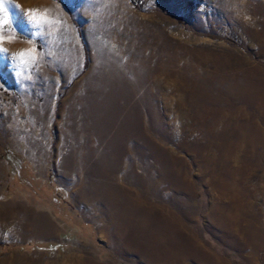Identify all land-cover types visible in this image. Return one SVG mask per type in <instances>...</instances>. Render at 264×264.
Returning <instances> with one entry per match:
<instances>
[{"label": "rangeland", "instance_id": "374dc122", "mask_svg": "<svg viewBox=\"0 0 264 264\" xmlns=\"http://www.w3.org/2000/svg\"><path fill=\"white\" fill-rule=\"evenodd\" d=\"M10 7L0 264H264V0Z\"/></svg>", "mask_w": 264, "mask_h": 264}, {"label": "snow or ice", "instance_id": "6c2138e0", "mask_svg": "<svg viewBox=\"0 0 264 264\" xmlns=\"http://www.w3.org/2000/svg\"><path fill=\"white\" fill-rule=\"evenodd\" d=\"M11 0H0V12L3 13L2 16H0V29L3 28L4 25H9L12 23V20L10 18V11H11ZM18 7V6H16ZM31 14V18L29 20V23L32 25L33 28L38 29V31L34 32V36L40 35V32L42 31L41 25L43 23H50L47 13L49 12L48 9H45L43 13H39L36 9H28L27 10ZM59 23V21H57ZM4 40V37L0 35V54H6L7 49L2 46V42ZM34 50L32 49H26L21 50L19 53L14 54V60L16 57H19V62L21 64L26 63L25 57H31L33 60L35 57L32 55V52Z\"/></svg>", "mask_w": 264, "mask_h": 264}, {"label": "trees", "instance_id": "16d2710c", "mask_svg": "<svg viewBox=\"0 0 264 264\" xmlns=\"http://www.w3.org/2000/svg\"><path fill=\"white\" fill-rule=\"evenodd\" d=\"M4 157H5V159H6L8 162L11 163L13 157H18V156H17L16 153H13V152L10 151V150H6V151H5V154H4ZM47 246H48V247H54L55 244H51V243H49V244H47Z\"/></svg>", "mask_w": 264, "mask_h": 264}, {"label": "crops", "instance_id": "0c3cea01", "mask_svg": "<svg viewBox=\"0 0 264 264\" xmlns=\"http://www.w3.org/2000/svg\"><path fill=\"white\" fill-rule=\"evenodd\" d=\"M63 21H64V19H63ZM66 24H67V22H65Z\"/></svg>", "mask_w": 264, "mask_h": 264}]
</instances>
